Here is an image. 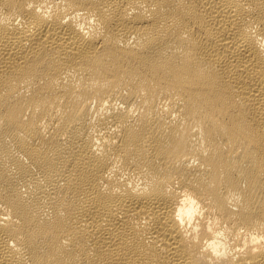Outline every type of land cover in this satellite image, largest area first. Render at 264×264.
<instances>
[{
  "label": "bare ground",
  "instance_id": "bare-ground-1",
  "mask_svg": "<svg viewBox=\"0 0 264 264\" xmlns=\"http://www.w3.org/2000/svg\"><path fill=\"white\" fill-rule=\"evenodd\" d=\"M0 264H264V0H0Z\"/></svg>",
  "mask_w": 264,
  "mask_h": 264
}]
</instances>
